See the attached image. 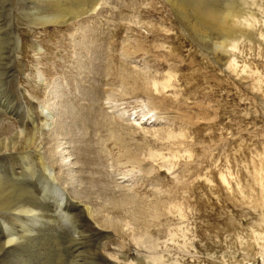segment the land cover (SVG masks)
I'll return each mask as SVG.
<instances>
[{
    "label": "rangeland",
    "instance_id": "1",
    "mask_svg": "<svg viewBox=\"0 0 264 264\" xmlns=\"http://www.w3.org/2000/svg\"><path fill=\"white\" fill-rule=\"evenodd\" d=\"M72 1L58 4L67 13ZM91 1H83L76 21L69 11L66 21L42 25L34 19L45 11L41 0H0V131L26 125L31 105L37 118L50 109L42 148L47 156L62 152L70 197L96 199L94 214L110 233L109 259L123 263L125 252L150 264H264V0H178L189 10V30L171 0H98L87 14ZM206 8L246 18L248 32L232 38L242 40L227 48L228 63L223 31L215 17L206 20ZM60 125L69 130L60 134ZM80 133L98 154L87 166L67 156ZM24 160H2L0 171L16 174L46 205L53 235L68 249L64 264H75L80 247L69 238H81V212L59 201L61 191L35 160L33 170ZM91 183L94 193H84ZM27 217L0 212V242L15 234L13 252L25 264H49L56 252L48 257L21 238L40 233V222H28L31 232ZM94 240L85 239L88 249ZM91 251L85 257L99 264Z\"/></svg>",
    "mask_w": 264,
    "mask_h": 264
},
{
    "label": "bare ground",
    "instance_id": "2",
    "mask_svg": "<svg viewBox=\"0 0 264 264\" xmlns=\"http://www.w3.org/2000/svg\"><path fill=\"white\" fill-rule=\"evenodd\" d=\"M62 1H65V0H62ZM83 1L84 0H73L72 4L74 6H72V8H71V6L69 4L65 3V5L68 6V12L70 11L69 12L70 16H69L68 12L65 13V12L62 11L63 6H61V7L59 6L58 3L59 2L61 3V0H41V2H42L41 4L43 5L45 11L44 12H40L38 14L36 13L37 15L34 13L35 14L34 19H35V21H37L39 24H42V25L43 24H48V23H57V24L61 23L63 21H66L67 20L66 18L68 16H69L70 20H72V19H74V20L76 19L77 20V17H78L77 15L83 9V8L82 9L79 8L82 5ZM87 1L89 2V0H87ZM184 1H186V0H184ZM87 4H89L88 8H87V14H88V13L93 12V11H95L97 9L98 0H92L90 3H87ZM171 4H172V7L174 9L175 15L178 16L181 19V21L183 20L182 23H183L184 27L187 30H189L190 26H191L190 25V16H189L190 13L188 12L189 10L187 9L186 11H184L182 9V6L178 3V0H171ZM52 5H55V6L52 7ZM61 5H63V4H61ZM191 6H192V8H195L194 5H191ZM187 7L190 8V3H189V5ZM69 9H71V10H69ZM205 10L203 11V14L206 17V20H207V18L212 19L213 17H215L213 19H214V21L217 22V26L216 27L218 29H220V30L222 29V31H223L224 37H223V42H222V44L220 46L221 47L220 48L221 52L223 51V53H221V57L228 63V62H230V59H231V55L230 54L232 52H231V50H227V48L228 47H232V48L236 49V47H238L237 46L238 43L242 40L240 38H239L240 40L232 39V38H234L235 34H237V33L247 34V32H248L247 29H244V28H246L245 27L246 26L245 25L246 18H241L240 15H237L238 13H236L237 16H235L234 15V10L231 11V9H230L231 12H228L226 14H222V12L213 11V10H210V9H207V8ZM33 12L34 11H32V14H33ZM84 13H86V12H84ZM221 20L223 21V23H221ZM210 24H211V22H210ZM17 39H19V38H17ZM14 53H15V50H13V53H10L11 57L14 56L13 55ZM6 72H7V70H6ZM2 74H5V73H2ZM22 105H23V103H22ZM18 106L19 105L16 104V102H14L10 108L12 109V108L16 107V109L18 110ZM27 111L30 114L29 121H28V123H26V125H23V127L21 129L18 128L17 130H12L10 128V130H12V131H10V130L9 131L8 130L7 131H0V132H2V134L0 135V161L5 160V159L13 160L16 156L20 155V156H22L25 159L24 161L26 162V165L30 166L28 168L30 170L32 168H34L33 166L35 165V163H37V165L35 167L36 168H39L40 166L42 167L41 168L43 170L42 173L45 176L46 181H48L49 183L54 185L56 190H60L61 191L62 198L59 201H61V200L65 201L66 200L68 202H71V204H73V207H76V209H78V211L80 210L79 212H81V215H82V227L80 229V237L81 238H79V239L77 238L78 239L77 243L73 239L69 238V242L71 244H73V245L75 244L74 247L77 244L80 247V249L78 247L79 251L77 250V254H76L75 258H74L75 259L74 262H76V263L78 262L79 264H84L87 261L88 264H95L94 262L89 261V259L85 257V254L92 250V249H88L87 245H85V239L87 237L91 236L92 238L95 239L94 240L95 249L92 250L94 252V255H95V257L93 259L99 258L100 261H101L99 264H119V263L120 264H128L131 261L129 259V257H128V253L123 252L125 256L123 255L122 259L125 262L122 263V261L121 262L117 261L118 262L117 263V262H115L116 260H112V259H109L108 257H106L104 252H103V249L107 247L106 240L110 238V236H109L110 233H109V229H107L106 227L102 226L103 220L99 221L98 218H100V217L98 216V214L96 216L94 214V210H93V207H92V204H93L92 200H96V199L84 200V198H81L82 196L78 197L77 195H73L72 197H70L65 191L66 188H63L65 183L68 182V181L65 182L66 178L68 180V175H67V172L65 171L66 164H64V161H63V158H62V152H60L58 150L57 151H53L52 150V152H54V153L51 154L50 153L51 151L49 152V150H48V152L50 153V154H48V156L46 155L47 154L46 151L44 153V148H42L43 147L42 146L43 145L42 144V135L39 134V133H42L41 131L44 130V129L45 130H47V129L50 130L51 129V123L53 122V116H52L53 113L51 114L50 109H48V107L47 108L44 107L41 110L42 115H40V118H37V116H35V114H34V109H33L32 105H31V109L28 107ZM74 118H77V117H74ZM59 119H60L61 125H63L62 122H64L66 119L64 121H63V118L62 119L59 118ZM73 122H74V120H73ZM56 125H58V124H56ZM61 125L57 126L55 128V131L60 132V134H61V132L65 131V130H69L68 127H70V125L69 126L67 125V127L66 126L64 127V126H61ZM75 125H78V124H75ZM79 126H78V128H79ZM9 127H10V125H9ZM76 128H77V126H76ZM81 129H82V127H81ZM72 133H74V131ZM76 133H77V131L75 132L74 136H76ZM80 134L82 135V137H80V135H78V139H76L74 141L75 144L73 146L70 145L72 147V150L70 149L71 152L67 153L68 154L67 156L72 157V155H73L77 161L83 162V166H87V165H89L87 163H93V162L96 161V156H98V154H97L96 150H94V148L92 146V142L90 140L87 141L86 133L85 134L80 133ZM63 135H64V133H63ZM65 135H66V133H65ZM54 139L55 138H53V140ZM55 140H57V139H55ZM63 148H65V147H63ZM54 150H56V149H54ZM31 153H33L35 155V158H36V159H34L35 161L33 160L35 162L34 165L32 163L33 161H31V159H30ZM60 157H61V159H60ZM12 168H14V167H12ZM56 168H57V171H56ZM66 169H67V167H66ZM33 172L32 173L30 172L31 175H29V177L33 175ZM68 174H69V172H68ZM14 175H16V174H14ZM14 175L12 177L5 178L3 176V173L0 171V212L9 213L11 215H14V214H18V215L19 214H25L26 216H28L27 218H25V221L23 220L25 225H28V222H32L35 225L39 221L40 223L37 224V225H39L40 233L36 234V232H37L36 231L35 234L31 233L32 235H29L28 232H27V235H24V236L22 235L23 236V237H21L22 240H23V238H25V241L27 242V244L28 243L30 244V248L29 249L34 247L36 249V251H38V249L41 248L43 251H45L48 254V257H49V255L51 253L56 252L55 256L53 255L54 258L51 257L52 261L48 262L49 264L50 263H54V262L57 263V264H64L65 260H64V256L62 255V253H64V252L67 253L68 249L66 250L67 247L65 248L63 242L62 243L61 242L58 243V241L56 240L55 236L53 235L54 234V230H55V224L52 223V221L49 220V217H51V215L49 213V210L45 208L46 205L44 206L42 204L43 202L41 203L35 197L36 194L34 195L30 191V189L28 187H25V185L21 186L19 183H21L22 181L19 182L20 179L17 176H14ZM74 175H75V173H74ZM25 177H27V176H25ZM75 178H77V177H75ZM26 179L27 178H25V180ZM30 179H31L30 181H34V177H30ZM45 179H43V180H45ZM26 181H28V180H26ZM62 183L64 184L63 186H62ZM74 183H76V182H74ZM94 186H95V184L93 185L91 183L90 187L86 186L82 191L84 193L87 190H90L91 192H93ZM104 189H105L104 191H106L108 189V187L104 186ZM64 197L66 199H64ZM118 208L116 209V211H121L120 208L119 209ZM107 210H110L109 206L107 207ZM54 211H55V209H54ZM63 214L64 215H68L69 213L67 214V211H66L65 213L63 212ZM34 217L36 219H38L37 217H39V220H36ZM111 221H114V220H111ZM117 222H119V221H117ZM117 222L112 224V226L113 225L117 226L116 230L118 232H122L123 231L122 224L117 223ZM28 228H29V230L31 232L34 231V227H32V225H28ZM21 230H22V227H21ZM24 231L26 232L27 230H24ZM128 231H129V229H128ZM13 232H15V231H13ZM25 232L23 234H25ZM15 233H19V232H15ZM19 234H21V233H19ZM3 237H5V236H3ZM18 238H19V236H18ZM15 239H17V235L10 233L7 236V241L0 242V264H25V262H27L28 258H24V257H21V256H16L14 254L13 251L15 249H14L13 246H14V243L16 242ZM65 240L67 242L66 238H65ZM86 243H88V242L86 241ZM37 244H38V246H37ZM62 244H63V246H62ZM76 249L77 248H75V251H76ZM42 253L44 254V252H42ZM120 254H122V253H120ZM132 258H133L134 264H150L149 261L146 260L145 255H143V254L135 253V254H133ZM36 260H38V259H36ZM133 262L131 261L130 263L132 264ZM165 262H166V260H165ZM158 264H159V262H158Z\"/></svg>",
    "mask_w": 264,
    "mask_h": 264
}]
</instances>
